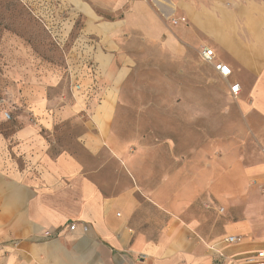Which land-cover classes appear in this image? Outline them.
Segmentation results:
<instances>
[{
	"label": "crops",
	"instance_id": "0c3cea01",
	"mask_svg": "<svg viewBox=\"0 0 264 264\" xmlns=\"http://www.w3.org/2000/svg\"><path fill=\"white\" fill-rule=\"evenodd\" d=\"M7 10L19 34L11 65L42 73L15 92L22 108L0 123V264H245L264 250V0H0V13ZM63 11L75 37L65 51L69 79L59 81L56 63L31 61L27 39L62 34ZM203 47L230 67L229 77L200 59ZM151 51L177 65L186 86H208L211 68L243 121L229 119L226 131L241 148L216 164L233 167L237 185L213 231L188 217L187 205L142 191L125 150L114 158L117 95ZM243 196L249 203L240 207ZM229 235L244 238L227 244Z\"/></svg>",
	"mask_w": 264,
	"mask_h": 264
},
{
	"label": "rangeland",
	"instance_id": "374dc122",
	"mask_svg": "<svg viewBox=\"0 0 264 264\" xmlns=\"http://www.w3.org/2000/svg\"><path fill=\"white\" fill-rule=\"evenodd\" d=\"M67 16V12L61 15L64 18L62 34L45 30L38 38H26L31 61L56 63L61 70L57 76L59 81L69 79L65 51L75 37L73 33L66 34L71 31ZM0 17V123L6 126L13 113L22 108L21 98L15 96V92L21 96L22 86L33 74L39 76L42 72L24 67L14 69L10 52L15 49L12 40L19 35L14 34L15 18L9 11L0 13ZM46 52L52 55L46 57ZM159 60L151 51L117 95L111 122L117 155L114 158L120 161L121 149L125 150L127 158L135 165L138 187L142 191L156 192L168 206L177 201L187 205V216L201 220L206 230L213 231L222 225L216 220L217 216L223 220L228 217L231 207L228 208L226 202L232 204L237 185L229 178L233 167L216 164L232 160L236 150L241 148L235 142L236 136L226 131L232 126L229 119L237 120V126L243 121L235 104L218 87V75L211 68L208 69V86H186L177 65ZM198 95L206 96L203 102H193L191 97ZM4 112H9V120L3 118ZM201 127L209 128L207 135L201 134ZM206 161L208 166H205ZM247 164L248 161L246 166L238 167L240 175L245 174ZM221 175L225 179L220 183ZM236 200L240 207L249 203L247 196Z\"/></svg>",
	"mask_w": 264,
	"mask_h": 264
},
{
	"label": "built area",
	"instance_id": "2783aa9c",
	"mask_svg": "<svg viewBox=\"0 0 264 264\" xmlns=\"http://www.w3.org/2000/svg\"><path fill=\"white\" fill-rule=\"evenodd\" d=\"M78 45H80V43ZM199 57L203 62L212 65L213 70L217 72L219 76L224 77V78H227L230 76L231 74L230 67L220 61H216V55L213 49L209 47L201 48L199 51ZM73 85H74V88L76 89L79 88L78 84H73ZM239 91H240L239 84L232 83L229 85V92L232 97L237 96ZM3 118L6 120H9L10 119L9 112H4ZM73 229H74V224H70L69 230H73ZM51 235L52 233L50 231L44 232V236H51ZM243 238L244 237L242 235H229V236L224 237L222 241L227 244H234V243H240L243 240ZM210 248L213 250L214 253L218 254L221 258H224V255L219 248L215 246H210ZM245 264H264V250H258L256 252H253L247 255L245 257Z\"/></svg>",
	"mask_w": 264,
	"mask_h": 264
}]
</instances>
